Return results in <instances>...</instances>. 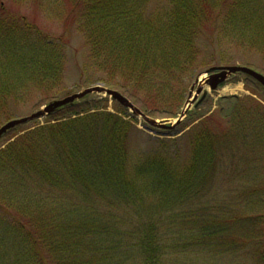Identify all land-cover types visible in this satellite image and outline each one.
<instances>
[{"label": "trees", "instance_id": "16d2710c", "mask_svg": "<svg viewBox=\"0 0 264 264\" xmlns=\"http://www.w3.org/2000/svg\"><path fill=\"white\" fill-rule=\"evenodd\" d=\"M13 4L82 33L72 89L117 88L153 117L175 116L189 78L212 65L264 72L247 52L264 60V0H0V125L17 114L9 104L39 93L36 109L67 90L64 39ZM219 105L191 129L183 164L132 165L129 136L143 132L105 99L8 130L0 264H264V105Z\"/></svg>", "mask_w": 264, "mask_h": 264}, {"label": "rangeland", "instance_id": "374dc122", "mask_svg": "<svg viewBox=\"0 0 264 264\" xmlns=\"http://www.w3.org/2000/svg\"><path fill=\"white\" fill-rule=\"evenodd\" d=\"M12 8L13 10H18L22 14H27L28 16H30L29 18L32 21L41 26L42 29L49 31L51 35L57 37L59 40L64 39L65 44L63 46L65 54V69L63 76V86L65 87V89L67 88V90H65V92L62 94L66 95L68 93L75 92L77 88L72 89V87H70L75 78L77 77V75H74V70L76 69L75 64L82 59L87 48L82 33H80L76 29L73 23L68 24L67 26L64 25V29L63 21L61 19L48 18L38 8H33L31 5L15 6L13 4ZM247 52H250L252 54V60L256 62L254 64H257L258 66L264 68V60L258 54L254 53L253 51ZM244 53H242V55ZM205 76L206 75L204 71H202L199 74L191 76L189 78V85L186 89L183 106L184 104H186L188 91L193 88L192 84L195 82V79L197 77L198 80L203 79V89L208 90L209 93L205 97L204 101L202 100L203 102L196 109H192L193 111H191L183 119V121L180 122L179 129L176 128L172 131H150L138 118V122H136L137 124H133L131 122L135 126V128H137L138 131L140 130L143 132V134H137L138 132H134L129 136V160L132 165L146 157L151 156H175V159H178L175 160V163L183 164L184 157L188 155L191 151V139H187V136H191V131L189 130V127H193L197 122L201 120L198 116H202L205 113H209L207 111L210 110L211 107L212 109L216 107L214 104L223 96H229L232 94L243 95L245 93H249L246 89L256 91L253 87L244 84V82L241 80L243 76L240 73L229 75L227 77V80L224 81L221 85H219L215 91H210L208 84L204 81L207 79ZM197 85L198 84H196L193 89L192 97L193 95L196 96V90L198 89ZM261 90L263 91V89ZM262 91L259 90V93H261L262 97H264V91ZM39 96V93L33 94L26 100V102L20 104H9L13 108V110H15V112H12L10 114L13 115L17 113L15 117H21L23 115L31 113L34 110L33 105L40 100V98H38ZM90 96L98 97L97 94H92ZM199 97L200 96H198L197 99ZM106 107L110 111L115 110L114 105L111 103L110 100L106 103ZM155 119L160 120L163 118L156 117ZM43 120L45 119L43 118L41 122H43ZM158 123H162V121ZM5 141L6 138H2L0 140L1 147L3 146L2 144H4Z\"/></svg>", "mask_w": 264, "mask_h": 264}, {"label": "water", "instance_id": "95a60500", "mask_svg": "<svg viewBox=\"0 0 264 264\" xmlns=\"http://www.w3.org/2000/svg\"><path fill=\"white\" fill-rule=\"evenodd\" d=\"M235 72H241V73H244V74L250 76L251 78L256 80L258 83H260L264 87V76L262 74L256 72L255 70H253L251 68H248L245 66H237V65L222 67V68H220L219 72H217L215 74H211L208 78V81L210 83V87L212 89L215 88L218 85V83H220L226 79L227 75H229L230 73H235ZM94 91L107 93L114 100L118 101L123 106L130 108L131 110H133L134 113L139 114L142 117H144V119L147 122H149L151 124H155V122H153L148 117H146L143 113H141V111L139 109H137L133 104H131L127 100V98H125L121 93H119L115 90H109V89H104V88L95 86V87L84 89V90L77 92V93H74L72 95L66 96L62 99L54 100V101L46 104L43 108L36 110L30 116H26V117H22L19 119H14V120L8 121L7 123H5L4 125H2L0 127V136L3 133H5L8 129L16 126L17 124L26 123V122L33 120V119H39L42 116H44L45 114H48V113L55 111L58 107H61L67 103L74 101L75 99L81 98L82 96H84L88 93L94 92ZM159 125L161 127H165L162 124H159Z\"/></svg>", "mask_w": 264, "mask_h": 264}]
</instances>
